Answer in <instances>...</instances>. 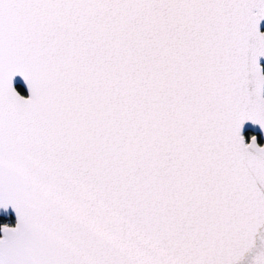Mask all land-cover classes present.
Returning <instances> with one entry per match:
<instances>
[{
    "label": "snow or ice",
    "instance_id": "6c2138e0",
    "mask_svg": "<svg viewBox=\"0 0 264 264\" xmlns=\"http://www.w3.org/2000/svg\"><path fill=\"white\" fill-rule=\"evenodd\" d=\"M262 21L0 0V264H264Z\"/></svg>",
    "mask_w": 264,
    "mask_h": 264
},
{
    "label": "water",
    "instance_id": "95a60500",
    "mask_svg": "<svg viewBox=\"0 0 264 264\" xmlns=\"http://www.w3.org/2000/svg\"><path fill=\"white\" fill-rule=\"evenodd\" d=\"M261 30L262 31H264V21H262L261 22ZM261 63L262 64H264V59H262L261 60ZM17 79V81L19 80V78L17 77L16 78ZM25 92H26V90H25ZM24 95H27V93L26 94H24ZM253 128H256L257 126H252ZM251 135H256V132H252L251 133ZM251 137H249V139H250ZM259 140H261V141H264V130H261L260 132H259ZM12 217L13 218V220H14V222H15V214L14 213H11V212H9V213H2V212H0V217H3V218H7V217ZM14 224V223H13ZM11 226V225H10ZM0 235H2V233H0Z\"/></svg>",
    "mask_w": 264,
    "mask_h": 264
},
{
    "label": "trees",
    "instance_id": "16d2710c",
    "mask_svg": "<svg viewBox=\"0 0 264 264\" xmlns=\"http://www.w3.org/2000/svg\"><path fill=\"white\" fill-rule=\"evenodd\" d=\"M23 94H26V92H24ZM14 223V220L12 217H7V218H3V217H0V225H3V224H13Z\"/></svg>",
    "mask_w": 264,
    "mask_h": 264
}]
</instances>
